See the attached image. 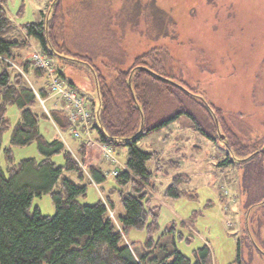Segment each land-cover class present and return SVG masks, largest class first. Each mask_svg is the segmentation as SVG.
<instances>
[{
	"label": "rangeland",
	"instance_id": "rangeland-1",
	"mask_svg": "<svg viewBox=\"0 0 264 264\" xmlns=\"http://www.w3.org/2000/svg\"><path fill=\"white\" fill-rule=\"evenodd\" d=\"M3 1L8 17L17 27L38 23L52 4L49 0ZM60 2L67 20L85 10L96 12L102 21L111 20L109 28L115 41L111 46L97 47L94 70L108 62L125 70L147 51L157 48L166 51L171 77L219 110L222 123L240 139V146L231 145L229 140L228 147H224L221 141L210 140L195 131L191 119L185 115L141 138L138 149L156 155L147 164L152 174V200L159 207V231L155 238L168 229L161 244H168L169 251L175 249L192 260L193 253L206 245L213 264H245L251 253L257 256L250 242L254 240L258 245L260 240L264 241V198L257 202L264 197V157L258 152L254 159H244L248 153L264 148V0H135L137 8L126 0ZM108 2L109 6L105 7ZM34 51L44 54L30 41L26 55L29 62ZM47 59L54 76L61 74L73 83L83 104L92 108L96 97L91 70L81 62L49 56ZM27 80L40 89L49 82V75L37 76L31 71ZM45 104L50 114L58 109L55 98L49 97ZM6 117L10 129L2 134L0 150V167L5 173L11 164L43 158L36 144L11 146L12 131L20 119L17 106H9ZM38 129L45 141L64 140L66 148L76 153L79 143L69 132L58 134L50 117L40 116ZM223 133L228 139L227 132ZM92 137H96L93 131ZM110 146L121 168L127 160V147ZM240 147H249V152H241ZM6 150L11 151L12 162ZM51 159L57 166L64 164L62 153H55ZM96 163L107 177L101 187L115 185L114 178L108 176L113 166ZM177 175L188 176L190 184L182 187L185 193L180 198L165 197L171 179ZM98 188L89 185L87 195L80 202L96 203L101 198ZM35 208L43 216L55 214L49 195L34 197L31 211ZM120 215L123 211L117 206L112 218ZM146 236L145 231L132 230L126 241L138 250ZM247 247L251 249L247 251Z\"/></svg>",
	"mask_w": 264,
	"mask_h": 264
},
{
	"label": "trees",
	"instance_id": "trees-1",
	"mask_svg": "<svg viewBox=\"0 0 264 264\" xmlns=\"http://www.w3.org/2000/svg\"><path fill=\"white\" fill-rule=\"evenodd\" d=\"M126 1L137 8L135 0ZM3 2L0 0V150L2 134L10 129L7 108L15 105L20 119L12 131L11 146L36 144L43 158L11 164L7 173L0 167V264H213L206 245L193 253L192 260L175 249L169 251L168 244H161L168 229L155 238L159 231V207L152 200V174L147 164L156 155L144 153L137 143L146 133L183 115L191 119L195 131L216 141L213 136L215 122L205 107L164 81H176L167 71L166 51L158 48L147 51L136 57L125 70L110 62L94 70L97 47L111 46L115 41L109 28L112 25L110 19L102 21L96 12L85 10L67 20L58 0L47 23L49 8L42 13L38 23L17 27L8 17ZM108 6L109 2L105 7ZM94 8L97 10L95 5ZM30 41L35 42L46 57H53V52L85 63L94 70L102 104L100 126L96 124L94 111L91 114L94 139L101 145L127 147L126 163L113 177L115 185L101 187L107 181L105 171L99 164H86L88 150L84 143L79 142L76 148L77 160L60 139L47 142L41 136L38 129L40 116L50 117L57 130L63 133L69 132L70 125L61 110L52 114L48 110V116L41 109L34 92L41 100L48 99L47 83L36 89L27 80L31 71L37 76L44 74L33 69L26 58ZM147 69L163 81L153 78ZM59 76L63 78L61 74ZM188 91L193 93L191 89ZM209 106L222 131L227 132L230 144L240 146L238 136L222 123L219 110L210 103ZM141 118L144 127L139 133ZM146 124L150 127H145ZM135 135L138 138L130 141ZM112 140L124 142L118 144ZM240 148L241 152H249V147ZM258 151L254 150L248 156ZM55 153L63 154L62 166L52 161ZM6 154L12 162L11 151L6 150ZM186 184H190L188 176H175L165 197L180 198ZM89 185L101 187L98 188L101 198L92 205H85L79 199L87 195ZM43 195H49L52 200L53 217L43 216L38 208L31 211L32 199ZM117 206L123 215L114 220L110 212L114 213ZM132 230L145 231L147 235L138 250L126 241Z\"/></svg>",
	"mask_w": 264,
	"mask_h": 264
},
{
	"label": "built area",
	"instance_id": "built-area-1",
	"mask_svg": "<svg viewBox=\"0 0 264 264\" xmlns=\"http://www.w3.org/2000/svg\"><path fill=\"white\" fill-rule=\"evenodd\" d=\"M31 64L35 69L42 70L49 75L47 92L50 97L57 100V106L66 113L71 124V134L73 138H84L87 146H92L93 142L90 139V112L88 108L83 105L81 97L69 87L65 81L53 75L50 62L40 53L35 52L33 54ZM39 101L43 104L40 99ZM100 148L104 159L112 166L116 167L111 149L107 146H101ZM110 175L116 176L117 172L112 170Z\"/></svg>",
	"mask_w": 264,
	"mask_h": 264
},
{
	"label": "water",
	"instance_id": "water-1",
	"mask_svg": "<svg viewBox=\"0 0 264 264\" xmlns=\"http://www.w3.org/2000/svg\"><path fill=\"white\" fill-rule=\"evenodd\" d=\"M58 2V0H53L52 1V4L49 5V10H48V13H47V17H46V23L48 22L49 18H50V15L52 13V10L55 6V4ZM52 56L55 57L56 59H60V60H63V61H67V62H74V63H77L79 61H76V60H73V59H69V58H65L61 55H57L56 53H53L51 52ZM82 63V62H81ZM85 64V63H84ZM82 64V65H84ZM85 68L89 69V71L91 72L92 76H93V80H94V85H95V97H96V101L94 102V114H95V118H96V124L100 126V121H99V114L101 112V108H102V104H101V101H100V94H99V89H98V84L96 83V78H95V73H94V70L92 69L91 66L85 64L84 65ZM147 72L155 79H158V80H162L159 76H157L156 74L152 73L151 71H149L147 69ZM130 79H132V76L130 77ZM167 84L179 89L180 91H182L183 93H185L187 96L191 97L192 99H194L197 103L203 105L205 107V109L209 112V114L212 116L213 118V121L215 122V126H216V132H215V138L217 139V141H221L222 145L224 147H228L229 145V142H228V139L225 137L221 127L219 126V123L217 122V119L214 117V113L211 109V107L209 106V102H207L206 100H204L201 95L199 94H193L191 92H189L185 87H183L180 83L178 82H175V81H171V80H164ZM131 84V82H130ZM131 87V90H132V86ZM200 96V97H199ZM137 108L140 110V106L137 104ZM141 113V117H142V112ZM143 127H144V119L141 118V124H140V127H139V133H141V131H143ZM138 136L135 135L133 136L131 139H129L130 141H133L135 139H137ZM221 138V139H220ZM112 142H115V143H122L124 142V140H112ZM258 152H260L259 154H262L264 156V148L263 150H259ZM258 152H256L255 154H252V155H249L247 157H245L244 160H251L253 159L252 157H256L258 155ZM255 155V156H254Z\"/></svg>",
	"mask_w": 264,
	"mask_h": 264
},
{
	"label": "flooded vegetation",
	"instance_id": "flooded-vegetation-1",
	"mask_svg": "<svg viewBox=\"0 0 264 264\" xmlns=\"http://www.w3.org/2000/svg\"><path fill=\"white\" fill-rule=\"evenodd\" d=\"M263 198L264 197L258 199V201H257L258 204L263 200ZM262 204H264V202ZM260 227H263V226H260ZM259 242L260 243L257 245L254 240H251V242H250L251 243V248L252 249H256V251L258 252V255L255 256V252L251 253V255L248 256L249 263H248V258H247L245 264H251L253 262H255L257 264H264V241L260 240ZM250 249H249V247H247V251L250 250ZM246 257H247V255H246Z\"/></svg>",
	"mask_w": 264,
	"mask_h": 264
},
{
	"label": "crops",
	"instance_id": "crops-1",
	"mask_svg": "<svg viewBox=\"0 0 264 264\" xmlns=\"http://www.w3.org/2000/svg\"><path fill=\"white\" fill-rule=\"evenodd\" d=\"M87 107L90 108L89 106H87ZM96 152H99V150H98L97 148L95 149V153H96ZM99 161H100V160H99Z\"/></svg>",
	"mask_w": 264,
	"mask_h": 264
}]
</instances>
